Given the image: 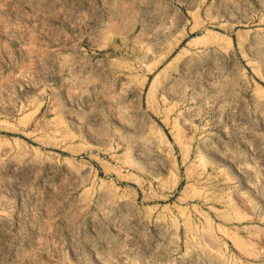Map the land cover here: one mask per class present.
<instances>
[{
	"label": "rangeland",
	"instance_id": "rangeland-1",
	"mask_svg": "<svg viewBox=\"0 0 264 264\" xmlns=\"http://www.w3.org/2000/svg\"><path fill=\"white\" fill-rule=\"evenodd\" d=\"M0 264H264V0H0Z\"/></svg>",
	"mask_w": 264,
	"mask_h": 264
}]
</instances>
